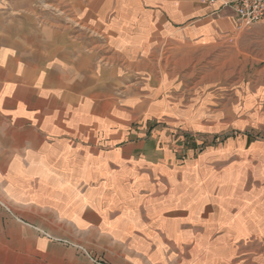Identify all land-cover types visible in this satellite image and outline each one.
Here are the masks:
<instances>
[{
	"label": "crops",
	"instance_id": "0c3cea01",
	"mask_svg": "<svg viewBox=\"0 0 264 264\" xmlns=\"http://www.w3.org/2000/svg\"><path fill=\"white\" fill-rule=\"evenodd\" d=\"M239 33L220 1L0 0V264H94L79 247L221 264L223 244L264 233V168L231 155L241 141L181 136L238 111L248 86L192 66Z\"/></svg>",
	"mask_w": 264,
	"mask_h": 264
},
{
	"label": "rangeland",
	"instance_id": "374dc122",
	"mask_svg": "<svg viewBox=\"0 0 264 264\" xmlns=\"http://www.w3.org/2000/svg\"><path fill=\"white\" fill-rule=\"evenodd\" d=\"M264 23L256 24L250 30L238 34L232 41H227L222 50H217L215 53L208 55L206 65L192 66L196 68V72L201 70L206 72L209 79L214 80L212 84H218L224 90L231 87L248 86L247 91L240 92L238 111L234 113H224L223 122L228 124L223 129H217L214 133H182L183 140L186 145L196 148L202 152L208 148H220L224 144L229 143L234 138L241 141L239 152L232 153L233 157L239 156L246 157L255 162L261 171L264 168V158L261 159L263 154L256 153L253 156L250 150L254 142L260 141L264 143V91L262 95L257 93L254 99L250 97L249 86H254L253 91L257 88L264 89ZM221 68V72L219 70ZM217 73L215 74V72ZM201 72V73H202ZM221 73V75H220ZM221 76V79L217 77ZM246 105H250V110H246ZM246 132L247 139H241ZM264 147V144L263 146ZM260 154V156H257ZM258 176L255 180L256 191L263 190L264 185L257 181L264 178ZM262 185V186H261ZM263 187V188H262ZM249 190L253 189L252 185H248ZM262 192V191H261ZM250 201L253 206V197L257 193L251 192ZM259 228V227H257ZM65 243V242H64ZM70 244V242H66ZM234 249L223 244L225 251L222 256L221 264H264V233L248 235V238L238 240L234 243ZM80 253L87 256L94 264H110L102 255H92L86 248L79 247ZM220 258L218 259V261ZM207 261H210L207 256ZM213 262V261H211Z\"/></svg>",
	"mask_w": 264,
	"mask_h": 264
},
{
	"label": "built area",
	"instance_id": "2783aa9c",
	"mask_svg": "<svg viewBox=\"0 0 264 264\" xmlns=\"http://www.w3.org/2000/svg\"><path fill=\"white\" fill-rule=\"evenodd\" d=\"M218 1L233 11L234 23L239 32L250 30L256 24L264 23V0H209Z\"/></svg>",
	"mask_w": 264,
	"mask_h": 264
}]
</instances>
